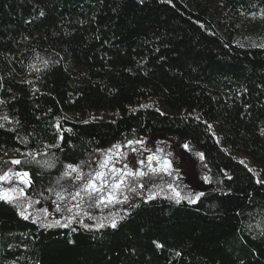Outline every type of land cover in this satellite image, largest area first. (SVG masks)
I'll return each mask as SVG.
<instances>
[{"label": "trees", "instance_id": "trees-1", "mask_svg": "<svg viewBox=\"0 0 264 264\" xmlns=\"http://www.w3.org/2000/svg\"><path fill=\"white\" fill-rule=\"evenodd\" d=\"M0 124V170L29 172L46 223L63 165L129 139L187 144L210 177L99 231L0 201V264H264V0H0ZM28 151L55 167L4 163Z\"/></svg>", "mask_w": 264, "mask_h": 264}, {"label": "snow or ice", "instance_id": "snow-or-ice-1", "mask_svg": "<svg viewBox=\"0 0 264 264\" xmlns=\"http://www.w3.org/2000/svg\"><path fill=\"white\" fill-rule=\"evenodd\" d=\"M40 14L43 15V12ZM44 63L47 64L46 61ZM3 119L7 120L8 118L5 116ZM2 127L4 125L0 124V128ZM60 139L62 140L63 137H60ZM144 144L145 141L142 139H129L123 145L117 143L106 150H95L98 156L94 159L81 160L76 164H64L63 171L56 181L58 187L47 190L55 197L51 201L55 205V211L66 213L62 216L64 223H61L60 219H53L50 223H46L47 217L51 215L47 207H41L36 213L29 212L34 204H40L41 201L39 199L33 200L31 194L27 191L31 187V177L28 171L14 170L13 168L0 170V201L12 204L22 218L29 219L31 217L34 223H38L40 227L46 229L54 226L67 228L75 221L85 229L94 228L97 231L105 227L117 228L119 222L125 219L130 209L139 206L137 203L130 201V197L126 193H135L140 196L141 193L137 191V188L148 190L149 184L158 187L159 185L153 179L154 177L161 180H163L164 175L173 177V182L165 181V183H167V188L172 193L167 198L174 200L176 204H180L182 201L194 204L199 201L204 192L193 190L182 194L179 186H174V180L178 177V173L173 170L171 162L165 157L157 156L146 146L142 148V151L150 154L136 161V165H139V167L127 162V156L123 149L130 148L135 153L140 151L135 146ZM46 147H59V145H47ZM183 147L187 149L188 145L184 144ZM156 151L162 152L163 150L157 149ZM22 155L26 157L23 161L13 159L4 163H10L11 165L27 164L29 163L28 158H31L33 162L40 164L42 167H55L54 161L37 160V156L47 155L46 152L41 154L28 151L22 153ZM197 155L203 160L202 153H197ZM85 168H87V171H85ZM249 171L253 170L249 169ZM254 175L257 177L256 183L264 185V180L259 179V173H254ZM145 178L147 182L142 183L141 181H144ZM65 179L71 181L67 187L61 183ZM205 179L207 180V177ZM161 191H163L162 188ZM155 198L156 194L150 192L144 200L146 202ZM45 199L48 198L45 197ZM123 204L128 205V208L124 209V216L111 211L107 215L99 217L92 214V210L103 212L104 209H111L116 205ZM79 217L96 220V223L94 225L85 224L83 219H78ZM157 247H162V245L157 244Z\"/></svg>", "mask_w": 264, "mask_h": 264}, {"label": "rangeland", "instance_id": "rangeland-1", "mask_svg": "<svg viewBox=\"0 0 264 264\" xmlns=\"http://www.w3.org/2000/svg\"><path fill=\"white\" fill-rule=\"evenodd\" d=\"M258 23H259L258 21L255 23H247V27H245L244 29L245 32L250 33L252 30H254L253 27L258 26ZM105 116H107L105 113L98 112L96 113L94 118L101 119L104 118ZM139 139L145 141L144 145L135 146L137 147V149H140V151L134 153L131 151L130 148L123 149L125 155L127 156V162H131L132 165H136V161L150 154L148 152L142 151V148L146 146L148 149L151 150V152L155 153L157 156L165 157L171 162L173 170H175V172L178 173V177L175 178L174 180V186L178 185L181 190L185 191V193L193 190L197 192L204 190V187L206 186V182L209 181L210 178L209 174L208 175L206 174V171L203 170V165L201 163L202 161L197 157V155L192 153V151L189 148L185 149L183 146L178 147L179 144L171 138L169 139L168 138H163V139L136 138L135 140H139ZM155 144H158V146H156ZM161 144H165V145H161ZM161 148L163 149L162 152L156 151L157 149H161ZM15 159L20 160V158H15ZM136 167H139V165H136ZM145 169H146V165H145ZM205 177H207V180L205 179ZM153 179L156 180L157 185H159L158 187H154L151 184H149L148 190L137 188V191L141 193L140 196H137L135 193H126L127 195H129L130 201L134 202L138 200L139 197L143 196V193L153 192L157 194L159 193V190H161V188L163 190H168L167 183H165V181L173 182V177H168L166 175L163 176V180L156 177H154ZM141 182L146 183L147 182L146 178L144 181ZM61 183H63L67 187L71 183V181L67 180V182H65V180H63L61 181ZM92 211L100 212L97 210H92ZM60 214L65 215L66 213L60 212Z\"/></svg>", "mask_w": 264, "mask_h": 264}]
</instances>
